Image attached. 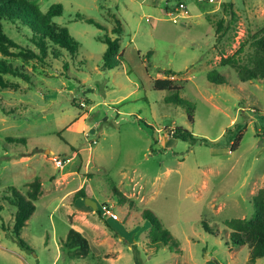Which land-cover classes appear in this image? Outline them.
<instances>
[{
	"label": "rangeland",
	"instance_id": "1",
	"mask_svg": "<svg viewBox=\"0 0 264 264\" xmlns=\"http://www.w3.org/2000/svg\"><path fill=\"white\" fill-rule=\"evenodd\" d=\"M32 1L42 10L61 2L54 19L79 48L76 57L64 53L50 63L29 58L23 65L34 83L6 74L21 87H0L6 107L18 108H0V264H249L248 246L230 242L226 221L251 216L252 197L264 188V79L242 80L237 73L253 55L264 0ZM179 1L189 15L174 22L170 11ZM112 13L120 33L111 32ZM4 25L32 45L23 29ZM106 32L119 36L123 56L113 68L102 66L106 43L98 35ZM241 43L236 64L221 65L220 56ZM212 68L226 81H210ZM166 76L178 90L153 86ZM176 126L195 138L171 136ZM6 135L25 142H5ZM35 177L41 191L21 229L31 246L23 249L1 226H11L15 211L4 188L12 184L27 195ZM80 187L95 209L85 196H74ZM102 203L119 219L106 220ZM145 208L177 245L151 241ZM71 227L89 242L84 257L70 256L64 246Z\"/></svg>",
	"mask_w": 264,
	"mask_h": 264
},
{
	"label": "trees",
	"instance_id": "2",
	"mask_svg": "<svg viewBox=\"0 0 264 264\" xmlns=\"http://www.w3.org/2000/svg\"><path fill=\"white\" fill-rule=\"evenodd\" d=\"M63 5L61 2H53L42 10L40 6L32 0H0V87H9L17 89L21 87L18 80H12L6 74L18 76L30 84H33L32 73L23 65V62L29 58H35L39 61L51 62L54 58H60L62 54L67 53L74 58L78 54L79 42L71 35L68 27L57 22L54 17L61 15ZM115 17L117 25L112 27V33H120L121 23L118 17ZM78 17L84 18L88 22L101 25L92 17H86L78 14ZM5 22H11L18 28L28 33V39L32 45L22 44L5 30ZM222 19L217 21V28H221ZM98 37L106 43V47L102 53V66L113 68L122 63V51H120L119 36L104 33ZM254 52L249 64L239 65L237 73L242 80L246 79H264V25L255 33L252 41ZM243 43L234 51L233 54L220 56V64H236L235 54L241 51ZM149 54V52L147 53ZM17 58H21V63ZM62 66L65 70L69 64L67 59L64 60ZM167 74H173L171 69L165 70ZM207 78L216 83L225 82V77L216 68L208 70ZM155 88H176L171 76L157 77L153 81ZM179 99V98H178ZM0 95V108L5 113H13L17 106L6 107ZM179 103V100H173ZM190 109V108H189ZM192 112V109H190ZM189 110V111H190ZM189 120H192L189 113ZM171 136L181 139H194L193 133L185 128L176 126L171 129ZM239 134L235 140L231 142V149L236 145ZM5 142H25L23 136L6 135ZM1 142V139H0ZM5 142L2 141L4 144ZM74 149V146H71ZM31 190L24 195L15 185L9 184L4 190L10 195L8 199L15 206L13 222L11 226L1 222V226L5 230H11V235L23 249H30L31 246L21 236V229L26 224V220L35 209L34 200L40 193V185L38 177L29 182ZM115 191L121 194L116 187ZM83 187L74 191V196H85ZM254 211L249 217H232L226 221L231 231L229 240L233 245L246 244L249 248V264H255V260L264 257V188H260L252 197ZM2 204L0 203V209ZM144 218L150 225V238L152 242L162 241L164 244L177 245V240L170 231L162 225L160 219L149 209L143 211ZM64 246L68 248L70 256L84 257L89 252V242L82 233L74 228H69L63 240Z\"/></svg>",
	"mask_w": 264,
	"mask_h": 264
},
{
	"label": "built area",
	"instance_id": "3",
	"mask_svg": "<svg viewBox=\"0 0 264 264\" xmlns=\"http://www.w3.org/2000/svg\"><path fill=\"white\" fill-rule=\"evenodd\" d=\"M199 2H211L213 0H198ZM171 13V19L172 21L176 22L179 17H187L189 15L188 9L186 8V5L184 2L179 1L176 6L173 8V10L170 11ZM57 164H62L61 160L56 159ZM100 213L106 218V220H118L119 216L118 214L111 209L110 203H102L99 206ZM227 264V263H223Z\"/></svg>",
	"mask_w": 264,
	"mask_h": 264
},
{
	"label": "water",
	"instance_id": "4",
	"mask_svg": "<svg viewBox=\"0 0 264 264\" xmlns=\"http://www.w3.org/2000/svg\"><path fill=\"white\" fill-rule=\"evenodd\" d=\"M84 200H85L86 203L91 205L94 209L97 207L96 201L94 199L90 198L89 196H85ZM217 264H219V263H217Z\"/></svg>",
	"mask_w": 264,
	"mask_h": 264
}]
</instances>
